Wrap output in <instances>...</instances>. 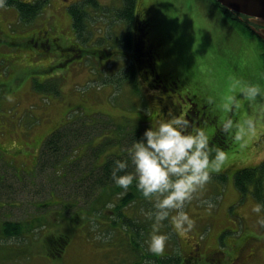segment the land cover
<instances>
[{"label": "rangeland", "instance_id": "1", "mask_svg": "<svg viewBox=\"0 0 264 264\" xmlns=\"http://www.w3.org/2000/svg\"><path fill=\"white\" fill-rule=\"evenodd\" d=\"M42 1L39 13L24 21L13 6L4 0L0 3V221L46 213L44 225L35 227L25 238L0 235V264H137L141 258L134 250V240L148 247L141 235L133 234V223H138L143 235L142 227L147 224L148 234L151 222L142 210L151 208L152 202L143 197L122 204L120 212L132 225H122L123 217L114 221L123 191L110 195L108 201L106 193L94 200L100 191L96 182L99 170L88 168L91 162L101 165L104 155L119 153L132 143L131 133L116 140V127L135 130V121L154 119L163 100L167 113L177 112L176 105L173 98H157L153 109L152 99L144 95L149 94L146 82L128 55L131 49L124 46L130 29L127 21L119 19L122 0H96V6L84 0ZM81 1L87 13L81 41L90 44L89 48H108L105 56L88 51L80 59L67 60L68 55L59 53L49 64L51 68L30 58L41 47L30 45L25 35L40 27L59 29L60 37H75L67 4ZM139 1L152 3L154 32L166 41L160 67L183 76V90L209 99L217 119L231 117L234 124L223 166L212 172L205 187L185 204L195 226L180 232L165 221L162 230L167 231L168 241L156 254L174 257L186 238L198 237L209 245L224 221L233 225L240 215L251 222L264 215V211H252L257 203L252 187L241 194L232 178L236 169L252 167L264 159V95L249 101L240 92L243 83L253 81L260 83L264 93V59L256 34L231 24L214 0ZM57 49L52 46L41 60ZM230 96L237 97V102L225 109ZM249 115L255 130H246L237 139L235 124ZM56 128L64 131L59 154L62 158L68 155L56 162L53 170L50 166L43 170V140ZM104 139L108 145L103 144ZM81 141L84 143L75 148ZM99 149L101 154L95 158L94 151ZM47 209L53 212L48 215ZM57 232L69 234V241L60 256H52L46 250L45 238ZM151 259L147 256L138 264H152L155 260ZM259 259L264 264V257Z\"/></svg>", "mask_w": 264, "mask_h": 264}, {"label": "clouds", "instance_id": "2", "mask_svg": "<svg viewBox=\"0 0 264 264\" xmlns=\"http://www.w3.org/2000/svg\"><path fill=\"white\" fill-rule=\"evenodd\" d=\"M240 92L249 101L255 100L258 94L264 95L260 83L253 81L243 83ZM237 99L228 97L230 103L226 102L223 107L231 109ZM233 126L231 117L222 124L225 130ZM235 127L239 129L238 139L244 131L255 130L254 119L249 115ZM133 135L135 139L126 149V155L114 161L111 176L123 190L134 185L152 202V207L142 210V215L151 222L146 239L148 250L159 253L168 241L167 231L162 230L165 221L180 232H188L195 226V219L185 204L205 187L212 172L221 169L226 152L211 140L206 127L171 111L149 123L139 134L135 129ZM130 165L131 170H126ZM252 211L261 213L264 203H255ZM257 221L264 225V215L258 216Z\"/></svg>", "mask_w": 264, "mask_h": 264}, {"label": "flooded vegetation", "instance_id": "3", "mask_svg": "<svg viewBox=\"0 0 264 264\" xmlns=\"http://www.w3.org/2000/svg\"><path fill=\"white\" fill-rule=\"evenodd\" d=\"M67 6H70V3ZM152 10V3L137 2L136 0L132 18L125 22L130 31L125 38L124 46L131 49L128 51V55L132 56L134 68L140 78L146 82L145 91L150 95H144L152 99L151 107L157 98L158 101L166 97L173 98L172 103L177 108L175 113L184 114L191 122L206 127L211 140L218 143L219 134L224 129L222 127L224 121L217 119L216 109L209 99L191 95L190 90H183L181 88L185 84L183 76L168 68L160 67L165 53L164 44L166 41L163 40L161 34L154 32ZM51 17L53 18V16ZM49 30L47 27H40L29 36L25 35L30 45L34 44V46L41 47L37 53H32L30 58H35L34 61L40 64L48 63L45 66L55 62L59 53L68 55L67 60H70L72 58L80 59L88 54V51H97L98 55L103 57L105 51L108 50V48L101 47L89 48L90 44L84 45L81 40H76L75 37H67L64 34L60 37L61 31L59 29H51L50 32ZM73 35L75 36V33ZM52 46L58 47V52L51 53L46 56L47 58L44 57L45 61L41 60V55L46 52L50 53ZM72 64L74 63L67 65V67ZM49 67L51 68L53 65ZM152 108L155 109V107ZM156 112V117H161L167 113V104L164 103V100L157 107ZM51 212H53L52 209H47L48 215ZM245 216H238L233 225L228 221L221 223L212 244H202L198 237L196 240L193 238L184 239L177 264H255L256 261H258L257 264H261L263 259L259 258L264 257V225L259 224L255 219L251 222L252 219Z\"/></svg>", "mask_w": 264, "mask_h": 264}, {"label": "trees", "instance_id": "4", "mask_svg": "<svg viewBox=\"0 0 264 264\" xmlns=\"http://www.w3.org/2000/svg\"><path fill=\"white\" fill-rule=\"evenodd\" d=\"M84 1L86 3L88 2L89 4H92L93 6H96L97 4L96 0H84ZM4 2L8 5L13 6L17 10L18 18L24 21V20H30V18H33L34 15L39 13L40 8L44 1L33 0L32 2H25L23 0H4ZM122 2L123 5L122 8L120 9L119 19L130 21L132 18L134 4L136 0H122ZM214 3L216 4L219 12L222 13L229 20L231 24H233L234 26H238L241 29H244L250 33H254V31L248 26L246 22V17L244 15H242V17H239L237 13L228 10L227 8L219 4L216 0H214ZM68 10L71 13V18H72L71 25L75 33V39L83 40L82 35H83V31L86 29V15H87V13L85 14V11L83 9V1L68 6ZM257 38L261 44L260 53L262 58L264 59V41L261 40L258 36ZM155 116L157 115L156 114L153 115L154 119H151L152 118L151 117L149 120L135 121L136 123L135 129H137V134L142 132L143 129L149 125L151 120H156L158 118ZM110 124H112V122ZM63 125L67 126L66 124ZM115 129L119 131L116 140H119L120 137H121L120 139H122L124 134L127 135L129 133H131L130 138L135 139V136L133 135V131H134L133 129L132 130L119 129V127H116ZM60 130H61L60 128L54 129L43 140L44 150L42 152V155L43 158H45V160H43V162L42 161L40 162V167H42L43 170L47 166H50L51 170H53L55 163L62 161L63 159H65V156L68 155L67 153L64 152L66 155L62 158V154L61 155L59 154L61 150L59 142L64 132V131L60 132ZM226 132L227 134L225 135ZM226 132L224 129H222L218 139L219 140L224 139V140L222 142L216 143L219 146H221L224 150H227L228 148L231 147L232 139L234 136L232 129L226 130ZM81 143L84 142L81 141L77 143L75 145V148H77L78 145ZM103 144L108 145L107 140L104 139ZM102 149L104 150L105 148ZM100 151L101 149H99L96 152L94 151L95 158L100 156L101 154ZM125 155H126V148L119 153L106 154L104 155L105 158L102 161L101 165H94L93 162H91L90 163L91 166L88 168L89 169L88 171H92V172L95 171V168L99 170V175L97 177L98 179L96 180V182L98 185H100V191L98 192V195L93 198L94 200H98L97 197H101L103 193H106V201H108L110 199V195L118 194L123 191L121 195L122 197H120V201L116 205L119 209L117 211L116 218H113L114 221H118L119 219L121 220V217H123L122 213L120 212V208L121 206H123L122 204H125L128 201L135 200L136 198L137 199L143 198L139 190H137L134 185L130 186L129 189L125 191L119 186H117L112 179L111 170L114 161L117 158H123ZM232 178L234 185L241 194H244L247 191H249V187L251 186L252 187L251 194L256 199V201L264 203V192H263L264 159H262L258 164L252 167L249 166V167H242L236 169L232 174ZM75 212L77 211H74V213ZM44 217L45 215L41 214V215L30 216L29 219H25V220L4 219L0 221V235L5 237L6 239L25 238L27 236V233L34 230L35 227L44 225L43 223ZM126 219L128 218L125 217L122 218V220L125 221L124 223H122V225L124 226L132 225V222H127ZM135 222L133 223L135 227L133 234L136 233L137 235H141L140 237L142 239V242H145V240L147 239V234H146L148 229L147 224H144L145 226L142 227L145 232V234L143 235L139 233L138 228L140 226L138 225L137 222L136 223ZM68 241H69V234L65 232H57L54 234L50 233L45 238V247L47 252L52 256H60L64 248L66 247ZM134 250L138 252V258H141V260L136 261L137 264L140 263L144 258H147V256H149L150 259L152 258L151 261L153 259L155 260L152 261V264H177L180 257V251L179 253H176L177 255H175L174 257L168 253L158 255L152 251L150 252L146 247H142L138 242H136V240H134Z\"/></svg>", "mask_w": 264, "mask_h": 264}, {"label": "water", "instance_id": "5", "mask_svg": "<svg viewBox=\"0 0 264 264\" xmlns=\"http://www.w3.org/2000/svg\"><path fill=\"white\" fill-rule=\"evenodd\" d=\"M228 10L244 15L248 26L264 41V0H216Z\"/></svg>", "mask_w": 264, "mask_h": 264}]
</instances>
